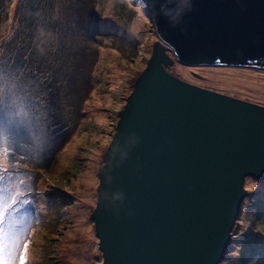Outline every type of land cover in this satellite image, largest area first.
Segmentation results:
<instances>
[{
    "label": "water",
    "instance_id": "water-1",
    "mask_svg": "<svg viewBox=\"0 0 264 264\" xmlns=\"http://www.w3.org/2000/svg\"><path fill=\"white\" fill-rule=\"evenodd\" d=\"M137 3L157 41L97 172L101 264H219L246 179L264 180V107L168 67L264 69V0Z\"/></svg>",
    "mask_w": 264,
    "mask_h": 264
},
{
    "label": "rangeland",
    "instance_id": "rangeland-1",
    "mask_svg": "<svg viewBox=\"0 0 264 264\" xmlns=\"http://www.w3.org/2000/svg\"><path fill=\"white\" fill-rule=\"evenodd\" d=\"M22 1L0 0V47L12 37L8 28L19 18L15 10ZM48 1L54 2L53 9L43 10ZM62 1L69 0H28L23 25L37 35L26 41L34 46V55L18 61L2 56L3 62L0 54V103L3 99L8 105L0 116H5L6 108L10 110L12 101L27 113L21 118L26 129L20 140L24 147L16 151L13 175L26 181L21 199L29 203L18 205L19 224L8 231L20 225L33 230L29 264H101L91 219L97 172L114 134L117 113L145 69L157 37L137 0H77L70 6L72 16L63 13ZM55 33L64 42L73 37L75 41L61 49ZM41 49L50 55L41 59L42 54L36 55ZM23 66L29 69L24 72L19 68ZM168 72L190 84L264 107L263 68L190 67L174 62ZM228 74L240 75L235 82ZM37 133L44 146L33 152L31 136ZM60 134L64 140L55 138ZM244 188L247 195L232 241L219 264L238 260L240 241L249 242L252 237L256 249L262 246L263 239L251 233L264 236V231H253L245 216L255 214L256 202L264 207V180L248 178ZM250 260L264 264V258L255 255Z\"/></svg>",
    "mask_w": 264,
    "mask_h": 264
},
{
    "label": "snow or ice",
    "instance_id": "snow-or-ice-1",
    "mask_svg": "<svg viewBox=\"0 0 264 264\" xmlns=\"http://www.w3.org/2000/svg\"><path fill=\"white\" fill-rule=\"evenodd\" d=\"M5 107L8 105L5 104ZM26 116L27 113L12 101L5 116L4 126L0 127V236H4L7 241L0 244V264H29V237L32 236L33 230L30 227H21L14 232L8 231V227L16 223L8 219L10 214L19 211L18 205L29 203L28 200L21 199L25 195L21 186L26 181L13 175L16 151L24 147L20 140L26 129L25 120L21 118ZM31 139L34 144L30 151L38 152L43 149V140L38 133L32 135ZM51 182L55 184L56 180Z\"/></svg>",
    "mask_w": 264,
    "mask_h": 264
},
{
    "label": "trees",
    "instance_id": "trees-1",
    "mask_svg": "<svg viewBox=\"0 0 264 264\" xmlns=\"http://www.w3.org/2000/svg\"><path fill=\"white\" fill-rule=\"evenodd\" d=\"M76 2H77V0L62 1V2H59V5L61 7H63L62 11L65 15L72 16V10L70 9V6H75ZM27 3H28V0H23L21 2V4L18 5L15 12H16V15L19 16V18L17 20H15L14 22H11L10 26L8 28V31H9V33L12 34V37L7 39V40L2 41L3 46L0 47V54H1V60L3 62L5 60L4 57L12 58L13 60L18 58V59H16L18 61L19 58H22L23 56L34 55V50H35L34 46L31 43H29V44L26 43V41L36 38L37 35H34L35 31L29 30V28H24V25H23V21H25V16H26L25 15L26 7L28 5ZM53 4H54L53 1H48L47 4H44L45 6L43 7V10H45L46 7L49 9L50 8L53 9V7H54ZM22 12H24L23 16H22ZM30 18H33L32 15L29 17V20H30ZM33 21L34 20L30 21L28 24L29 25L32 24ZM52 30H54V29H52ZM54 35L56 38L59 35V43H61V49L69 47L71 42L75 41V37H73L70 40L66 39V41L64 42V40L62 39V35L60 33L59 34L55 33ZM42 41H44V40H42ZM48 49L50 51H52L54 48L50 47ZM50 51L47 52L45 49H41L36 55L38 57H40V55L42 54L43 57H40V58L44 59L50 55ZM2 56H4L3 59H2ZM19 68H22V71H24V72L29 69V67H27V66H23V67H19ZM9 78L10 77H8V79ZM19 79L20 78L16 79L17 83H18ZM13 86H14V83H13ZM62 135L63 134L57 135L55 138L57 140H64ZM59 137H62V138H59ZM55 138H54V142L56 140ZM262 208H264L262 206V204L259 202H256L252 206V209L256 210L255 214L251 215L250 217L248 215L245 216L246 218H250V221L252 222L251 229L253 231H255L256 228L262 229V226H264V211H263L264 209L262 210ZM232 236H233V234H231V239H232ZM251 236H255V237H258L260 239H263V242H261V244H260L262 246H259L257 248L258 249V251H257L256 245L254 243L255 239L252 237H250L249 242H245L244 240L240 241V243L238 244V246L241 247L240 252H239L240 257H238V260H236L230 264H257L258 260L257 261L256 260H250V262H248L249 258H251L253 255L257 256L258 258L260 257V259L264 258V253H263L264 252V236H260V235L256 234L255 232L251 233ZM228 250H229V248L227 249V251ZM252 252H254L256 254H252ZM250 253H251V255H250ZM224 257H225V255H224ZM224 257H223V259H224Z\"/></svg>",
    "mask_w": 264,
    "mask_h": 264
},
{
    "label": "bare ground",
    "instance_id": "bare-ground-1",
    "mask_svg": "<svg viewBox=\"0 0 264 264\" xmlns=\"http://www.w3.org/2000/svg\"><path fill=\"white\" fill-rule=\"evenodd\" d=\"M139 7H140V6H139ZM229 75H230V76H229ZM239 75H240V74H235V75H233V74H228V77H229L230 79H232L233 81L236 82L237 79L239 78ZM244 77H245V76H243V78H244ZM229 78H228V79H229ZM228 79H227V80H228ZM122 109H123V108H122ZM97 120H102V118H101L100 116H98V117H97ZM92 176H93V175H91L90 178H91Z\"/></svg>",
    "mask_w": 264,
    "mask_h": 264
}]
</instances>
